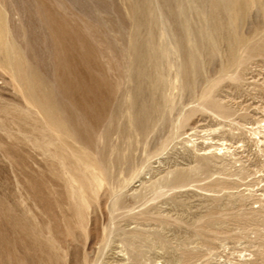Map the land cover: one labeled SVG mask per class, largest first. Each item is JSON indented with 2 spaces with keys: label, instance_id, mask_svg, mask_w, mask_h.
Wrapping results in <instances>:
<instances>
[{
  "label": "rangeland",
  "instance_id": "rangeland-1",
  "mask_svg": "<svg viewBox=\"0 0 264 264\" xmlns=\"http://www.w3.org/2000/svg\"><path fill=\"white\" fill-rule=\"evenodd\" d=\"M0 264H264V0H0Z\"/></svg>",
  "mask_w": 264,
  "mask_h": 264
},
{
  "label": "bare ground",
  "instance_id": "bare-ground-1",
  "mask_svg": "<svg viewBox=\"0 0 264 264\" xmlns=\"http://www.w3.org/2000/svg\"><path fill=\"white\" fill-rule=\"evenodd\" d=\"M182 3V2H181ZM160 26V25H159ZM165 26V25H164ZM165 28V27H164ZM167 31V30H166ZM190 39V38H189ZM202 39H203V37H202ZM188 42H190V41H188ZM172 45V44H171ZM169 51H170V49H169ZM172 53V52H171ZM195 58V57H194ZM176 65V64H175ZM178 71V70H177Z\"/></svg>",
  "mask_w": 264,
  "mask_h": 264
}]
</instances>
